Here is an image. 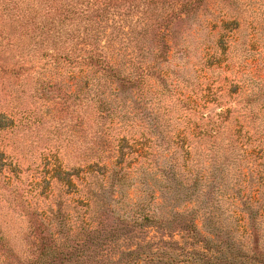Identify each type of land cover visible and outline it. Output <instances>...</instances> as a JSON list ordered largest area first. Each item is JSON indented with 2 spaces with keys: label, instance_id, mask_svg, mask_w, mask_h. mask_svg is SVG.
<instances>
[{
  "label": "trees",
  "instance_id": "1",
  "mask_svg": "<svg viewBox=\"0 0 264 264\" xmlns=\"http://www.w3.org/2000/svg\"><path fill=\"white\" fill-rule=\"evenodd\" d=\"M225 7L215 15L206 0H0L8 75L67 78L66 86L41 77L33 92L50 102L54 90L58 105L86 107V115L92 108L98 119L85 127L83 167L51 171L44 209L17 204L30 220L31 252L17 255L0 235V264H264V174L244 173L245 157L264 161V82L248 83L236 103L229 92L209 101L216 109L197 111L207 83L168 68L172 59L182 72L199 63L202 47L189 38L207 21L223 19L236 34L244 18L234 0ZM175 89L187 97L168 110ZM11 95L10 104L19 102L20 93ZM149 159L155 173L135 182L153 186L127 202L130 160ZM77 181L82 198L72 200Z\"/></svg>",
  "mask_w": 264,
  "mask_h": 264
},
{
  "label": "rangeland",
  "instance_id": "2",
  "mask_svg": "<svg viewBox=\"0 0 264 264\" xmlns=\"http://www.w3.org/2000/svg\"><path fill=\"white\" fill-rule=\"evenodd\" d=\"M206 1L215 15L227 10L225 5L228 0ZM234 1L244 19L239 23L238 30L232 38L230 36L237 28L236 25L233 27L231 24L221 25L220 21L223 19H218L216 22L209 20L202 25V30L193 31L189 38L194 46L195 43H200L202 47L198 53L199 63L192 59L187 72L181 71V64L178 66L176 60L172 59L168 65L169 69L179 71V76L188 78L190 76L188 72L189 74L196 72L199 83H207V86L201 85L205 90L201 97L195 98L192 110L198 111L203 105L205 111L216 109V104L209 103V101L225 98L229 92H234L230 97L236 103L240 91L250 86L248 83L264 82V48H262L264 44V0ZM225 22L227 21H223ZM209 30L215 34L209 35ZM207 35L211 37L213 44L220 43L224 50L217 47L213 49V44L206 38L204 39ZM207 46L209 48L204 49ZM234 47H240L242 52H237L236 55ZM5 59V56L0 57V235L13 247L17 255L27 257L31 252L30 220L21 213V210L17 209V204L23 203L24 207L29 206L36 210L39 207L40 211L44 209L45 195L50 189L52 192L54 189V181H50L51 171L55 166H59L62 171L66 172L83 167L81 142L90 143L91 138L87 139L86 136H91L92 133V130H86L85 127L88 128L89 125L93 128L92 123L97 122L98 119L92 118L95 117L92 116V108L86 115L88 113L86 107L77 108L76 104L71 103L65 106L58 105L59 100L56 98L58 96L54 90L50 93V102L40 100V96L33 92L34 84L41 77L48 82L66 86L71 84V80L56 79L45 75L43 71L40 75L30 73L16 78L10 77L5 71L6 66L2 64ZM209 80L215 82V86L211 89L208 87ZM262 82L259 85L262 86ZM70 91L72 90L68 89V93ZM15 92L20 93L19 102L10 104L13 98L10 96ZM185 93L184 90L175 89V96L167 101L164 107L168 110L176 107L179 109L181 104L177 106L175 99H184L187 97ZM208 96L210 99L206 100ZM81 104L85 105V103ZM229 107L236 108L232 103H229ZM259 108L262 114L260 118H263L264 124V100L257 103V109ZM215 111L218 113L219 110ZM81 115L85 116L87 126H84L82 134L79 135L78 133L82 130L81 126L79 128L75 125ZM113 130L115 132V128ZM133 150L136 149L133 148ZM260 162L257 163L245 157L246 170L244 173H247L249 169L255 175L264 174L259 173L264 172V161ZM138 163L139 165L142 163L141 171H139ZM148 165L151 168H146ZM154 171L152 159L135 162L130 160L128 172H126L128 177L126 176L127 179L124 180L123 185V193L127 202H136L141 196L140 191L153 186L148 180L149 184L142 187L139 181L135 182V179L143 173L148 174V179H150ZM79 175L82 178V174ZM82 189L78 181L75 182L73 190L77 193L71 199L82 198L79 191ZM261 228L262 240H264V223L261 224Z\"/></svg>",
  "mask_w": 264,
  "mask_h": 264
}]
</instances>
